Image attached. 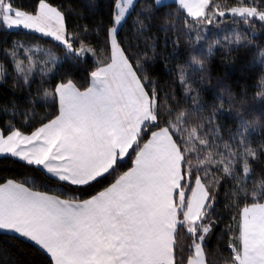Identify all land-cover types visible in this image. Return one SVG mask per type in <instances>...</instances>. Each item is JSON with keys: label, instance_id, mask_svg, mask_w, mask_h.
Returning a JSON list of instances; mask_svg holds the SVG:
<instances>
[{"label": "snow or ice", "instance_id": "snow-or-ice-1", "mask_svg": "<svg viewBox=\"0 0 264 264\" xmlns=\"http://www.w3.org/2000/svg\"><path fill=\"white\" fill-rule=\"evenodd\" d=\"M209 3L179 0L198 21L209 16ZM131 4L132 0H116L114 23L107 32L109 54L91 72L87 87L81 88L72 79L59 82L52 93L46 92L58 100L54 118L30 134L15 128L7 134L0 131V157L18 158L74 186L102 181L134 153L132 167L89 199H62L14 180L0 183V231L34 242L50 255L53 264H205L202 241L212 221H204L221 179L211 168L222 166L223 173L231 174V161L216 158L210 151L194 161L189 153L195 149L173 138L172 129H180L171 120L144 139L159 119L157 93L146 90V78L130 61L116 34V25ZM228 11L264 21V10L256 6ZM218 15L225 16V11ZM0 21L8 28L52 37L79 54L94 51L83 44L74 48L64 14L47 0H38L34 11L0 0ZM15 67L17 73L25 74V80L33 69L22 60H16ZM195 132L190 130L187 141ZM243 155L255 154L246 148ZM178 227L193 237L187 257ZM237 228L238 244L231 245L230 264H264V202L245 203L238 213Z\"/></svg>", "mask_w": 264, "mask_h": 264}, {"label": "trees", "instance_id": "trees-1", "mask_svg": "<svg viewBox=\"0 0 264 264\" xmlns=\"http://www.w3.org/2000/svg\"><path fill=\"white\" fill-rule=\"evenodd\" d=\"M11 2L14 8L25 11H34L38 4V0ZM47 2L64 14L74 48L83 44L94 51L79 54L52 37L8 28L0 21V130L5 134L12 128L30 133L54 118L57 99L46 92L52 93L67 79L87 87L91 72L109 54L107 32L114 23L116 0ZM240 6L264 10V0H210L206 9L209 16L201 21L188 16L174 1L136 0L116 31L130 61L146 78V90L157 93L159 119L144 139L171 120L180 129H172L173 138L195 149L189 153L194 161L209 151L216 158L231 161V174L223 173L222 166L211 168L221 179L204 221H212L202 241L206 264H230L231 245L238 244L240 209L254 199L264 201V21L228 11ZM221 10L225 11L223 17L218 15ZM16 60H22L25 67L33 66L27 80L25 74L17 73ZM191 129H196L195 136L187 141ZM201 139L207 143L201 144ZM246 148L255 155H243ZM133 157L134 153L125 157L116 173L98 183L74 186L52 178L39 167L3 156L0 183L14 180L61 198L82 200L129 169ZM178 234L187 257L193 237L182 227H178ZM0 264L53 263L30 240L0 231Z\"/></svg>", "mask_w": 264, "mask_h": 264}, {"label": "crops", "instance_id": "crops-1", "mask_svg": "<svg viewBox=\"0 0 264 264\" xmlns=\"http://www.w3.org/2000/svg\"><path fill=\"white\" fill-rule=\"evenodd\" d=\"M136 0H132V4L131 5H129L128 6V10L126 11V13H125V16L122 18V20L120 21V24H118L117 26H116V28H118L121 24H122V22L124 21V19H125V17L127 16V14H128V12L130 11V9H131V7H132V5L134 4V2H135ZM156 1V0H155ZM168 1H174V2H177L178 4H179V0H159V2L158 3H164V2H168ZM180 5V4H179ZM181 6V5H180ZM183 10L185 11V13L187 14V11L183 8ZM188 15V14H187ZM189 16V15H188ZM191 17V16H190ZM23 29V28H22ZM25 30H27V29H25ZM29 31H31V30H29ZM116 31H117V29H116ZM34 32V31H33ZM37 33V32H36ZM40 34V33H39ZM91 83V76H90V80H89V84ZM57 99V98H56ZM57 104H58V100H57ZM58 114V113H57ZM48 122V121H47ZM46 122V123H47ZM41 126V125H40ZM39 126V127H40ZM35 130V129H34ZM157 130V129H156ZM1 131V130H0ZM31 133V132H30ZM30 133H25V134H30ZM150 135H151V133L149 134V136H148V138L150 137ZM147 138V139H148ZM18 159V158H17ZM132 164H133V161H132ZM132 167V166H131ZM130 167V168H131ZM128 170V169H127ZM126 170V171H127ZM45 172V171H44ZM46 173V172H45ZM114 182V181H113ZM112 182V183H113ZM4 183H6V182H4ZM110 185V184H109ZM108 185V186H109ZM108 186H106V187H108ZM105 187V188H106ZM104 189V188H103ZM102 189V190H103ZM102 190H100V191H102ZM99 192V191H98ZM97 192V193H98ZM97 193H95L94 195H96ZM93 196V195H92ZM92 196H90V197H88V198H85V199H89V198H91ZM62 199H66V198H62ZM82 200H84V199H82ZM264 202V201H263ZM3 232V231H2ZM32 242V241H31ZM34 243V242H33ZM35 244V243H34ZM36 246H38L37 244H35ZM41 250H43L40 246H38ZM44 251V250H43ZM45 253H46V251H44ZM47 254V253H46ZM48 256H49V258L51 259V257H50V255L49 254H47ZM205 258V257H204ZM52 261V260H51ZM52 263H53V261H52ZM205 264H206V261H205Z\"/></svg>", "mask_w": 264, "mask_h": 264}, {"label": "rangeland", "instance_id": "rangeland-1", "mask_svg": "<svg viewBox=\"0 0 264 264\" xmlns=\"http://www.w3.org/2000/svg\"><path fill=\"white\" fill-rule=\"evenodd\" d=\"M253 18H257V19H258V17H253ZM249 19H250V18H249ZM251 19H252V18H251ZM119 24H120V22H119ZM117 25H118V24H117ZM117 25H116V26H117ZM116 29H118V28H116Z\"/></svg>", "mask_w": 264, "mask_h": 264}]
</instances>
